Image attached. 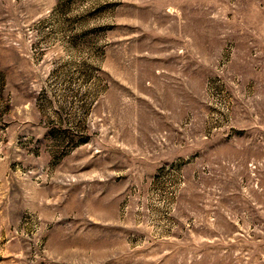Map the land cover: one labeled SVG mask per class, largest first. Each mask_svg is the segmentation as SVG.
<instances>
[{"label": "rangeland", "instance_id": "374dc122", "mask_svg": "<svg viewBox=\"0 0 264 264\" xmlns=\"http://www.w3.org/2000/svg\"><path fill=\"white\" fill-rule=\"evenodd\" d=\"M0 264H264V0H0Z\"/></svg>", "mask_w": 264, "mask_h": 264}]
</instances>
